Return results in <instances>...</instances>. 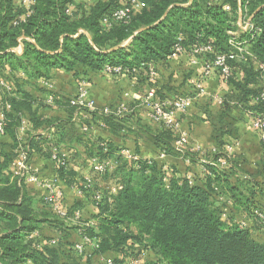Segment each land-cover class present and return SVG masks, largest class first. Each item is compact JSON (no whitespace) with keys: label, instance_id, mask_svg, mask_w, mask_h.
Listing matches in <instances>:
<instances>
[{"label":"trees","instance_id":"trees-1","mask_svg":"<svg viewBox=\"0 0 264 264\" xmlns=\"http://www.w3.org/2000/svg\"><path fill=\"white\" fill-rule=\"evenodd\" d=\"M129 1H99L89 9L74 11L70 8L77 0H32L31 5L23 0H0V70L22 71L28 84L43 94L39 99L28 89L16 88L9 78L0 80L9 87H0L1 97L11 105L6 111L5 134L15 139L26 112L34 124L55 129L21 149L31 157L33 144L39 148L40 143L48 144L46 155L55 165L64 194L65 187L71 186L72 174L60 152L61 144L81 143L91 133L93 123L121 138L129 133H135L136 138L140 132L151 133L149 139L160 155L184 153L183 148L179 151L173 145L174 132L164 123L155 122L160 128L154 133L146 126L133 130L131 106L122 115L113 112L117 106H108L110 113L78 108L72 104L75 96L66 98L50 87L55 69L79 75L122 66L124 72L113 75L133 76L144 71L149 75L154 68L157 76L159 66L175 59L171 55L180 44L184 52L179 56L188 55L203 64H213L220 54L236 55L228 62L232 70L229 78L224 79L216 68L233 89L222 97L216 111H208L216 146L212 161L203 165V176L193 177L180 174L175 166L144 158L138 150H130L139 156L133 161L121 154L126 147L105 139L93 142L88 149L90 158L110 160L115 165L111 172L100 175H110L113 190L101 189L92 178L88 186V177L83 178L79 188L100 212L92 219L97 221L95 225H86L91 219L83 218L81 229L77 224L72 228L75 230L62 229L76 232L79 236L75 241L66 232V238L61 236L55 222L72 219L81 211L79 204L65 207L67 217L59 216L45 202L43 191L33 195L28 183L14 173L4 174L9 165L6 161L0 166V264H72L71 260L73 264H89L93 256L107 258L111 252L125 255L123 259L112 257L118 264L135 259H140V264H264V241L256 239V232L263 229L257 211H264V164L260 160L246 169L249 162L234 154L228 157L225 168L219 166L220 158L228 156L225 139L237 141L242 123L251 126L252 114L264 112V102L255 101L264 90V0H140L146 6L128 24L110 28L102 24L104 16ZM248 20L249 28L242 29L240 22ZM20 43L23 52L17 54L14 49ZM237 44H242L245 52H239ZM201 46L211 49L196 53ZM237 66L243 70V78L237 76ZM180 89L163 87L155 91L154 99L164 102L173 94V99L189 96L194 100V91ZM50 97L52 102H48ZM53 105L64 107L68 116L43 119L39 115V108ZM85 113L94 116L93 122L84 120ZM252 129L260 140L264 163V140ZM18 147L15 141L14 149ZM185 156L196 162L192 154ZM96 192L102 193L100 201L95 199ZM254 226H258L256 232ZM45 227L58 236L45 232ZM84 236L98 247L88 244L80 252L76 245L83 243ZM134 244L155 252L158 259L144 262Z\"/></svg>","mask_w":264,"mask_h":264},{"label":"crops","instance_id":"crops-1","mask_svg":"<svg viewBox=\"0 0 264 264\" xmlns=\"http://www.w3.org/2000/svg\"><path fill=\"white\" fill-rule=\"evenodd\" d=\"M99 1L105 0H77L76 4L72 5L70 9L74 11L81 8L89 9L95 6ZM123 1L128 0H122V3H124ZM14 51L17 54H22L23 44L20 43ZM206 64L207 63H201L200 60L191 59L188 55H182L170 60L166 66H159L160 71L155 77H152L151 74L148 75L146 71L142 74L138 73L133 76L127 74L113 75L103 70L89 72L87 74L81 72L79 75H76L73 71H66L63 69H55L52 71L50 87H53L52 89H54L59 95L66 98L76 97L79 80L84 78L88 82L87 87L89 89V98L95 99L98 111L102 110L105 106L116 107L125 103L127 109L131 106L130 110L133 112L131 115L132 129L137 130V128L139 129L142 128V126H146L153 133L159 130L160 124L155 123V121L150 118V111L143 106V100L151 90L158 91L162 90L163 87L165 89L167 87H181L179 90L180 92H195L193 105L188 112L176 113V120L179 123V129L177 131L170 129L174 132L173 145L176 147L177 141L182 134L187 138V143L183 146L184 153L179 154L176 157L168 155L161 158V151H158L149 139L151 133L140 132L139 138H136L135 133H129L121 138L113 134L107 127L104 128L102 125L101 127L98 126L97 123H93L94 125L91 133L89 136H85L81 143L68 141L61 144L60 152L66 157L68 168L72 174L71 186L65 187V207H71L77 202L79 207H81L83 218L91 219V222L97 223L96 220L92 219L94 216L98 215L100 211L86 195H83L79 185L83 178L88 177L87 179H94L95 183L101 189L113 190V182L110 175L100 176L93 171V158L91 159L88 153V149H90L92 143L98 142L100 139L112 141L113 143L119 144L120 147H126L131 151L138 150L142 157L159 160L164 162L167 166L169 165L171 168H174L175 166L182 175L194 177L197 174L203 176V165L211 162L213 154L216 152V146L213 140L214 128L210 122L208 111H216L220 107L219 105L222 102V97H224L225 94L230 93L233 89L232 86L220 76L216 68H212L206 75ZM235 70L239 79L243 78V70L238 66ZM148 76L150 81L154 84H150L151 82L148 81ZM5 78H9L11 83H15V85L17 84L16 88L21 87L23 89H28L34 96L39 95V99L43 97V94L39 93L28 84L27 77H25L22 71H11L6 67L0 70V80ZM143 78H147V80L145 81ZM1 95L2 93L0 89V97ZM12 95L15 96V94ZM171 95L168 96L169 98L164 99V102L174 100V95ZM36 106L37 105H34L33 108H37ZM39 115L42 116L43 119H64L68 116V113L64 107L53 105L39 108ZM97 116L99 115L97 114ZM93 117L91 114H84V120L93 122ZM99 120V118L95 119L94 122ZM98 124L100 125V122H98ZM242 125L243 126H240V137L237 141H234L231 138L225 139L227 143L225 149L227 146H232L233 152L231 155L240 154L243 156L244 160L249 162L247 165L254 167L255 164L253 163L257 160H252L255 155L252 154L253 151L251 150V146L244 148L243 145L244 141L250 143L253 139H256L258 142L260 140L250 126V123L243 122ZM80 129L81 127L78 126L79 131H81ZM53 131H55L54 128L48 130V128H45V125L34 124L30 120L28 112H26L22 119V123L15 131V139L9 134H0V166L6 161L9 163L8 168L4 170V174L9 175V173H14L15 161L17 158L14 156V152L17 153L21 147L30 145L32 141L35 143L38 136H45L48 132L52 133ZM15 141L16 143L18 142L19 145L16 150L14 149ZM39 145L40 148L36 144H33V147L31 146L33 150L30 162L33 168L38 172L41 180L53 179L57 176L55 165L46 155L50 152V149L46 147L48 144L40 143ZM42 146L44 148H41ZM36 147L39 149L35 150ZM11 153H13V155L10 156ZM186 153L192 154V156L195 157L196 162H192L191 157L185 156ZM8 154L9 156H7ZM109 162L111 161L109 160ZM111 164L112 170L115 165L113 163ZM28 188L33 195H37L39 191L44 192V190L36 184H29ZM256 236H260V233L256 232ZM260 237L262 239L259 240L264 241V235H261ZM134 245L136 251H140V253L142 252L139 258L144 262L155 261L158 259V255L155 252L140 249L141 247L138 246V244ZM108 257H118L119 259H123L125 255L123 256L122 254L111 252Z\"/></svg>","mask_w":264,"mask_h":264},{"label":"built area","instance_id":"built-area-1","mask_svg":"<svg viewBox=\"0 0 264 264\" xmlns=\"http://www.w3.org/2000/svg\"><path fill=\"white\" fill-rule=\"evenodd\" d=\"M23 2L27 5H31L32 0H23ZM145 3L140 0H130L128 3H125L121 8H118L111 12L110 14L104 16L102 19V24L110 28L116 24H128L133 16H135L138 12H140L144 7ZM229 10V7H226ZM70 12V9L68 10ZM240 26L242 29L247 30L250 26V21L248 20L245 23L240 22ZM237 48L239 52H245L242 44H237ZM210 46H201L195 49L196 53H202L204 51L210 50ZM184 52V48L177 44L174 48V52L171 55L172 58H176L179 54ZM236 55L234 53L231 54H220L218 55L213 64L207 63L205 65L206 75L210 72L212 68H219L221 70V75L224 79H227L231 76L232 70L229 65V60L234 59ZM106 71L110 74H121L124 72L122 66H106ZM150 74L152 77L156 76V71L154 68H150ZM88 82L86 80H81L78 84V93L77 96L72 100V104L76 105L78 108H88L89 110H96L97 104L95 99L89 98V89ZM0 87L9 88L6 83L0 81ZM155 91L151 90L145 99L143 100V106H145L150 112V118L158 123H164L168 129L177 131L179 129V123L176 120V113H186L191 108L193 104V98L189 96L180 97L175 100H169L167 102H159L155 101ZM256 102H264V90L256 97ZM48 102H52V97L49 98ZM11 108V105L8 101L4 100L0 97V134H5L6 127V111ZM104 113H110L112 110L106 106L103 108ZM127 111V105L125 103L120 104L113 111L117 115H122ZM251 126L255 130L259 131L261 139L264 140V112L258 114H252ZM84 130H88L87 127H84ZM187 143V138L184 134H182L177 141V149L181 150L184 145ZM226 152L228 154L227 157L220 158L219 166L225 168L228 163V157L233 152L232 146H227ZM121 154L126 158L138 161L139 156L135 153H132L129 149H123ZM161 158H164L166 155L162 153ZM57 153L55 152L53 158L57 160ZM230 159V158H229ZM111 162L103 161L98 162L96 159L92 160V168L93 170L99 174L104 175L111 170ZM14 174L19 178V180H23L28 184H36L40 186L44 190V200L45 202L51 206L53 211L57 213L59 216L65 218L68 215V211L64 205V190L62 185H60L59 179L57 177L50 180H41L38 172L33 168L29 154L26 150L20 149L18 151V156L15 161V169ZM91 179H88V186H90ZM102 198V193L96 192L95 199L100 201ZM257 217L260 220V224L264 230V211H257ZM73 220L80 221L83 219L81 211H76ZM86 225H95V222L85 223ZM242 224L246 225V221L244 220ZM92 245L94 247H98L97 243H95L92 239L87 236L83 237V243H78L76 248L81 252L85 249L86 245ZM140 259L131 260L129 262H125L122 264H140ZM105 264H118L115 262L113 258H105Z\"/></svg>","mask_w":264,"mask_h":264},{"label":"rangeland","instance_id":"rangeland-1","mask_svg":"<svg viewBox=\"0 0 264 264\" xmlns=\"http://www.w3.org/2000/svg\"><path fill=\"white\" fill-rule=\"evenodd\" d=\"M241 126H243V125H241ZM244 130V129H243ZM244 132V131H243ZM254 141H256V142H254ZM244 148H248L249 146H251V150L253 151L252 152V154H254L255 156L253 157L254 159H252V160H257V161H254L255 163H253V164H255V165H257V163L260 161V162H262V164H264L263 163V158H261L262 157V155H261V145H260V143L256 140V139H253V140H251V142L250 143H248V142H245L244 141ZM238 156H241L240 154L238 155ZM237 157H234V159H236ZM250 167V168H249ZM247 168H249V169H252L251 168V166H248V167H246V169ZM244 171H246L245 169H244ZM264 171V170H263ZM248 174V173H247ZM254 174H256V172H254ZM261 176H262V174H261ZM262 194H264V192L262 193ZM84 220H81V221H76V220H73V219H70V220H66V221H64V220H61V219H57L56 220V228H61V229H56V231L58 232V233H60L61 234V236L63 235L65 238H66V234H65V230L64 231H62V229H69V230H75V229H72V228H75V226H77V225H79L80 227H76L77 229L79 228V229H81V227L82 226H84ZM74 223H75V225H74ZM77 224V225H76ZM256 228H258V226L257 227H253V229H254V232H256ZM45 232H47V233H49V234H54L53 236H58V233L57 232H55V231H50L47 227H45ZM48 231H50V232H48ZM81 231V230H80ZM261 232H259L260 233V236L261 235H264V230L262 229V230H260ZM69 236L70 235H72V238L74 237V241L76 240V238L79 236L78 234H75L76 232H66ZM77 233H78V231H77ZM56 234V235H55ZM59 234V235H60ZM52 236V235H51ZM260 236H256L257 238L256 239H262ZM112 258V257H111ZM72 264L74 263V260H71L70 261ZM77 264V263H76ZM88 264V263H87ZM89 264H105V258H103V257H101V256H96V257H93V259L90 261V263Z\"/></svg>","mask_w":264,"mask_h":264},{"label":"water","instance_id":"water-1","mask_svg":"<svg viewBox=\"0 0 264 264\" xmlns=\"http://www.w3.org/2000/svg\"><path fill=\"white\" fill-rule=\"evenodd\" d=\"M131 38L126 42V44H128L130 42Z\"/></svg>","mask_w":264,"mask_h":264}]
</instances>
